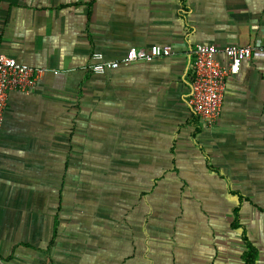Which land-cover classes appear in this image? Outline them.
<instances>
[{
  "label": "crops",
  "instance_id": "1",
  "mask_svg": "<svg viewBox=\"0 0 264 264\" xmlns=\"http://www.w3.org/2000/svg\"><path fill=\"white\" fill-rule=\"evenodd\" d=\"M202 44L260 52L210 129ZM152 45L170 56L89 70ZM0 51L47 70L7 97L0 264H245L242 235L264 264V0H0Z\"/></svg>",
  "mask_w": 264,
  "mask_h": 264
},
{
  "label": "built area",
  "instance_id": "2",
  "mask_svg": "<svg viewBox=\"0 0 264 264\" xmlns=\"http://www.w3.org/2000/svg\"><path fill=\"white\" fill-rule=\"evenodd\" d=\"M169 47L152 45L148 49L130 48L118 61H108L101 53L91 57L89 70L98 75L129 66L134 63H150L169 57ZM260 54L250 46L197 45L193 51V75L190 82L189 106L205 128H212L221 115L226 80L238 75L245 61ZM222 55L224 61L218 56ZM47 72L44 68H33L18 63L0 51V128L7 104L8 94L12 91L27 93Z\"/></svg>",
  "mask_w": 264,
  "mask_h": 264
},
{
  "label": "trees",
  "instance_id": "3",
  "mask_svg": "<svg viewBox=\"0 0 264 264\" xmlns=\"http://www.w3.org/2000/svg\"><path fill=\"white\" fill-rule=\"evenodd\" d=\"M237 214L238 211H234V222L232 223L231 227L236 228L237 226ZM243 242L246 244L247 250L243 254L242 260L244 261L245 264H254V261L256 259V250L253 249V247L248 243V240L246 239L245 235H242Z\"/></svg>",
  "mask_w": 264,
  "mask_h": 264
}]
</instances>
